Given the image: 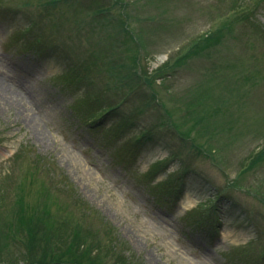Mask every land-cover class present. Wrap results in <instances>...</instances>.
Listing matches in <instances>:
<instances>
[{
	"label": "rangeland",
	"instance_id": "374dc122",
	"mask_svg": "<svg viewBox=\"0 0 264 264\" xmlns=\"http://www.w3.org/2000/svg\"><path fill=\"white\" fill-rule=\"evenodd\" d=\"M0 82V264H264V0H0Z\"/></svg>",
	"mask_w": 264,
	"mask_h": 264
},
{
	"label": "trees",
	"instance_id": "16d2710c",
	"mask_svg": "<svg viewBox=\"0 0 264 264\" xmlns=\"http://www.w3.org/2000/svg\"><path fill=\"white\" fill-rule=\"evenodd\" d=\"M113 110V109H112ZM111 110V111H112ZM107 112H110V111H107ZM108 113H105L104 115H106ZM94 213L93 211H88V217H89V220L91 219H95L94 218ZM95 216L97 217V215L95 214ZM88 223H91L90 221ZM94 234H95V237H98L100 239V236L102 235V238L105 237L106 239L104 240V242H102L100 244V246L97 248L98 250H101L103 252V248L102 246L106 243V242H110L111 245L113 246H110V252H112V250H119L120 249V244H117V241L112 238V236H115V231L112 229V225L108 224L107 222H100L99 224V227H96L94 229ZM100 241V240H98ZM117 244V245H116ZM105 249V248H104ZM108 249V248H107ZM104 251H107V250H104ZM64 258V256H62ZM84 260V259H83ZM87 260V259H86Z\"/></svg>",
	"mask_w": 264,
	"mask_h": 264
},
{
	"label": "bare ground",
	"instance_id": "6f19581e",
	"mask_svg": "<svg viewBox=\"0 0 264 264\" xmlns=\"http://www.w3.org/2000/svg\"><path fill=\"white\" fill-rule=\"evenodd\" d=\"M1 84H0V87H2V88H0L2 91H4L5 89H7V90H5V92L6 93H9L12 89L10 88H8L7 87V85L6 84H4V82H0ZM4 86H5V89H4Z\"/></svg>",
	"mask_w": 264,
	"mask_h": 264
}]
</instances>
